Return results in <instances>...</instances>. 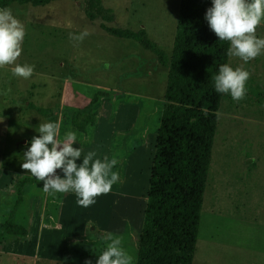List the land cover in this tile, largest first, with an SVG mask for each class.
<instances>
[{"label":"rangeland","instance_id":"1","mask_svg":"<svg viewBox=\"0 0 264 264\" xmlns=\"http://www.w3.org/2000/svg\"><path fill=\"white\" fill-rule=\"evenodd\" d=\"M91 1L9 7L26 29L17 63L35 68L29 79L14 77L12 66L0 68V222L12 216L28 232L24 238L6 236L0 241V264H96L109 243L104 239L108 233L121 239L135 264L167 68L152 50L108 30L143 29L148 41L171 57L180 0H99L95 8ZM83 31L90 35L74 46L69 33ZM256 35L264 38V20ZM242 63L229 56L234 69ZM244 68L251 73L246 96L237 102L222 94L216 112L192 264H264V54ZM28 104L54 113L59 139L73 131L74 148L118 160L113 171L119 172L120 181L108 194L85 208L77 204L74 192H45L43 181L21 168L23 153L39 135L38 125L48 122ZM82 109H89L94 118L85 133L70 123L72 113ZM123 111L134 112L132 125L126 124ZM99 127L105 135L112 132L108 146L96 143L99 146L91 149L96 137L103 146ZM57 174L63 178L60 170ZM25 177L33 182L22 188L15 206L16 184Z\"/></svg>","mask_w":264,"mask_h":264},{"label":"trees","instance_id":"2","mask_svg":"<svg viewBox=\"0 0 264 264\" xmlns=\"http://www.w3.org/2000/svg\"><path fill=\"white\" fill-rule=\"evenodd\" d=\"M57 0H0V8L13 4L45 6ZM99 0H92L95 8ZM212 0H180L171 57L152 45L143 29L137 33L109 29L117 38L130 39L152 50L167 68V80L159 127L156 132L150 179L139 234L135 264H192L197 248L203 196L216 135L222 94L214 89L220 65L228 64L227 41H219L205 20ZM48 122L50 109L28 104ZM74 130L85 133L93 125L89 109L74 111ZM31 177L17 182V200ZM27 229L12 216L0 222V241L6 236L24 238Z\"/></svg>","mask_w":264,"mask_h":264},{"label":"clouds","instance_id":"3","mask_svg":"<svg viewBox=\"0 0 264 264\" xmlns=\"http://www.w3.org/2000/svg\"><path fill=\"white\" fill-rule=\"evenodd\" d=\"M205 20L219 41L229 42L227 55L244 62L235 69L227 63L220 65L213 78L217 93L230 95L238 102L246 96V82L251 75L244 64L264 54V38L256 35L257 27L264 20V0H212ZM89 35L88 31L69 33V39L75 46ZM25 36V26L12 10L0 8V68L12 66L14 77L29 79L35 66L17 63ZM3 119L2 116L0 122ZM59 129L58 122L40 123L39 135L32 137L20 166L37 181H43L45 192H74L78 197L77 204L87 208L96 202V197L108 194L120 181L119 172L113 171L118 160L107 156L96 158L97 153L89 151L78 165L76 161L81 159L82 149L73 147L77 143L76 133L68 131L61 140L58 138ZM57 170L63 173V178ZM104 239L109 243L96 264H133V257L121 246V239L114 238L112 233ZM85 264H91V261L86 260Z\"/></svg>","mask_w":264,"mask_h":264},{"label":"crops","instance_id":"4","mask_svg":"<svg viewBox=\"0 0 264 264\" xmlns=\"http://www.w3.org/2000/svg\"><path fill=\"white\" fill-rule=\"evenodd\" d=\"M123 114H125L126 117L128 118V122H127L126 124L132 125V123L134 122V118H135L134 112H133V113H130V112H129V113H128V112L126 113V112L123 111ZM114 123H115V122H114ZM117 123H118V122H116L115 124H113V126L116 127V124H117ZM100 126H101V125H100ZM100 131H101V130H100V127H99L98 132H100ZM111 133H112V132H109V133L107 132V134L105 135V132H103V133L100 132V135L98 134V135H99V138H98V139H100L102 136H104V137L102 138V139H105L104 142H103V144H102L103 146L101 147V144H100L101 142H100L99 140H97V137H96V138H94L93 143H92V145H91L90 148L92 149V148L95 147V145H98V144H96V143H99V145H100V146L98 145L99 148H103V147L106 148V147L108 146L109 139H110V137H111ZM74 147H75V146H74ZM78 147H79V146H78ZM78 147H77V148H78ZM87 147H89V146H87ZM138 148H139V147H138ZM101 150H102L101 153L104 154V153H105V150H104V149H101ZM87 151H89V149H86L85 151H82V153H85V152L87 153ZM107 151H108V150H107ZM99 155H100V154H99ZM100 156H101V155H100ZM100 156H99V158H100ZM105 156H106V155H105ZM100 159H102V158H100ZM61 178H62V176H61ZM123 195H125V196H129V197H134L133 195H131V194H127V193H123ZM53 220H54V219H53ZM54 223H55V221H54ZM53 228L58 230V229H59V225L55 224V226H54ZM52 233H53V232H52ZM52 233H51V234H52Z\"/></svg>","mask_w":264,"mask_h":264},{"label":"built area","instance_id":"5","mask_svg":"<svg viewBox=\"0 0 264 264\" xmlns=\"http://www.w3.org/2000/svg\"><path fill=\"white\" fill-rule=\"evenodd\" d=\"M50 220H51V221H53V219H52V218H50Z\"/></svg>","mask_w":264,"mask_h":264}]
</instances>
